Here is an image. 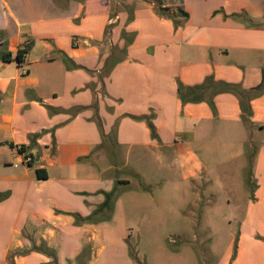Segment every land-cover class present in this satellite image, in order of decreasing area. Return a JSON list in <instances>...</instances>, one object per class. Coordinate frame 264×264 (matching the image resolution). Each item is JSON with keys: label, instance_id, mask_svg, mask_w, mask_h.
I'll list each match as a JSON object with an SVG mask.
<instances>
[{"label": "crops", "instance_id": "1", "mask_svg": "<svg viewBox=\"0 0 264 264\" xmlns=\"http://www.w3.org/2000/svg\"><path fill=\"white\" fill-rule=\"evenodd\" d=\"M0 41V264H138L155 193L212 187L264 264V0H0Z\"/></svg>", "mask_w": 264, "mask_h": 264}, {"label": "rangeland", "instance_id": "2", "mask_svg": "<svg viewBox=\"0 0 264 264\" xmlns=\"http://www.w3.org/2000/svg\"><path fill=\"white\" fill-rule=\"evenodd\" d=\"M236 163L237 160L227 162L222 169L231 175V178L222 180L232 187L238 182L234 177L237 171H234ZM173 185L175 184L168 181L163 182L161 186ZM211 189L209 199L203 201L198 198V201L186 210L187 214L181 217L177 213L179 205L185 203L184 195H179V200L178 195L155 193V202L144 210L150 217L138 230L141 241L132 243L135 261L138 264H235L238 241H233V238H237L240 232L242 211L227 209L226 202L231 199L233 204L238 206L245 193H230L227 188L222 191L215 187ZM156 212L158 216L154 215ZM227 215L233 220L231 224L225 219ZM137 248L141 259L136 257Z\"/></svg>", "mask_w": 264, "mask_h": 264}, {"label": "trees", "instance_id": "3", "mask_svg": "<svg viewBox=\"0 0 264 264\" xmlns=\"http://www.w3.org/2000/svg\"><path fill=\"white\" fill-rule=\"evenodd\" d=\"M1 43V41H0ZM31 50V46H26L23 50H20L17 54V57H16V61L18 63H22L23 61V56L25 54H27L29 51ZM0 54H1V57L4 61H11L12 60V55L11 53L3 46L0 44ZM225 89L223 91H227V92H232V93H235L236 95H238L239 97H241V105L243 107V110L249 112V114H251V110H250V104L248 102L245 101V98L241 96V91H240V88L238 86H235V85H228V84H225ZM184 91L185 89L184 88H181L180 89V94L181 96L184 95ZM264 92V87H262L259 92H257L256 94H254L255 96H258L260 95L261 93ZM247 103V104H246ZM21 152L22 153H25L26 150L24 149V147L21 149ZM36 161V157H33V161L31 164H34ZM37 176L41 179H44V178H47L46 175H42V171L41 170H37ZM112 198V195H107V201H106V204L105 206H108L109 203H110V200Z\"/></svg>", "mask_w": 264, "mask_h": 264}, {"label": "built area", "instance_id": "4", "mask_svg": "<svg viewBox=\"0 0 264 264\" xmlns=\"http://www.w3.org/2000/svg\"><path fill=\"white\" fill-rule=\"evenodd\" d=\"M33 155H26L25 156V162L26 163H32V161H33Z\"/></svg>", "mask_w": 264, "mask_h": 264}]
</instances>
